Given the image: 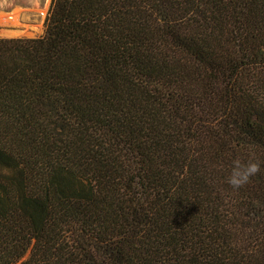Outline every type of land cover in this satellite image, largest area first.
Instances as JSON below:
<instances>
[{"label": "trees", "instance_id": "obj_1", "mask_svg": "<svg viewBox=\"0 0 264 264\" xmlns=\"http://www.w3.org/2000/svg\"><path fill=\"white\" fill-rule=\"evenodd\" d=\"M45 28L0 38V264H264V0H52Z\"/></svg>", "mask_w": 264, "mask_h": 264}, {"label": "rangeland", "instance_id": "obj_2", "mask_svg": "<svg viewBox=\"0 0 264 264\" xmlns=\"http://www.w3.org/2000/svg\"><path fill=\"white\" fill-rule=\"evenodd\" d=\"M51 3L52 0H0V13L7 18L4 20L5 24L0 23V25L10 29L1 33L0 38L17 39L43 36L46 30L45 23L49 15ZM17 12H19L18 20L17 23H14L12 19ZM17 31L23 32V34L16 37L8 36V33Z\"/></svg>", "mask_w": 264, "mask_h": 264}, {"label": "clouds", "instance_id": "obj_3", "mask_svg": "<svg viewBox=\"0 0 264 264\" xmlns=\"http://www.w3.org/2000/svg\"><path fill=\"white\" fill-rule=\"evenodd\" d=\"M261 171L259 162H243L240 159L233 161V168L228 183L233 188H240L249 182L250 178Z\"/></svg>", "mask_w": 264, "mask_h": 264}, {"label": "bare ground", "instance_id": "obj_4", "mask_svg": "<svg viewBox=\"0 0 264 264\" xmlns=\"http://www.w3.org/2000/svg\"><path fill=\"white\" fill-rule=\"evenodd\" d=\"M18 14H19V12H17L16 14H15V16L13 17V22L14 23H17V20H18ZM12 16V15H11ZM8 17V16H7ZM5 18H6V16L5 15H3V14H1L0 13V23H4V20H5ZM21 18V17H20ZM7 19V18H6ZM5 24V23H4ZM41 28V27H40ZM20 31V30H19ZM26 33V32H25ZM24 33V34H25ZM36 33V32H35ZM38 33V32H37ZM39 33H40V31H39ZM23 34V32H11V33H8V36L9 37H16V36H20V35H22Z\"/></svg>", "mask_w": 264, "mask_h": 264}, {"label": "water", "instance_id": "obj_5", "mask_svg": "<svg viewBox=\"0 0 264 264\" xmlns=\"http://www.w3.org/2000/svg\"><path fill=\"white\" fill-rule=\"evenodd\" d=\"M8 30H10L8 27L0 25V34Z\"/></svg>", "mask_w": 264, "mask_h": 264}]
</instances>
